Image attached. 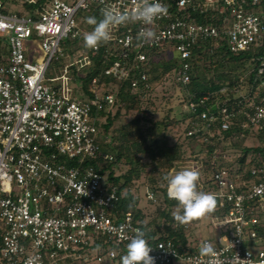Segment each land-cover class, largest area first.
<instances>
[{
    "label": "built area",
    "instance_id": "obj_1",
    "mask_svg": "<svg viewBox=\"0 0 264 264\" xmlns=\"http://www.w3.org/2000/svg\"><path fill=\"white\" fill-rule=\"evenodd\" d=\"M17 1L27 7L16 6ZM197 2L204 10L219 3L211 8L222 15L217 23L195 19ZM91 4L110 18L97 31L84 30L76 19ZM263 4L0 0V264H264V246H255L264 243L257 231L264 227V159L241 184L218 165L205 177L211 188L198 183L199 189H180L176 181L169 182L166 194L182 202V209H198L208 197L217 199L216 208L222 211L211 217L217 236L199 239L194 247L187 242L186 248L168 238L148 242L139 222L117 207L120 183L108 182L91 163L112 158L102 152L98 133L100 113L114 110L117 84L100 83L94 76L85 92L78 71L102 50L107 65L101 75L124 80L148 61L140 49L170 47L181 60L173 82L185 87L194 44L210 39L216 47L240 52L264 43ZM30 47L39 54L34 57ZM61 60L56 74L47 77L50 65ZM259 60L251 69L252 82L238 91L233 107L224 104L216 114L202 111L200 117L221 119L223 130L231 118L241 120L264 145V58ZM131 85L137 87L135 79ZM186 105L194 112L197 103ZM189 162L190 173L179 171L197 180L201 163Z\"/></svg>",
    "mask_w": 264,
    "mask_h": 264
},
{
    "label": "trees",
    "instance_id": "obj_2",
    "mask_svg": "<svg viewBox=\"0 0 264 264\" xmlns=\"http://www.w3.org/2000/svg\"><path fill=\"white\" fill-rule=\"evenodd\" d=\"M81 13L90 18L89 23L84 19L82 23L93 31L99 30L110 20L109 16H106L101 7L96 4H91ZM192 13L200 23H217L218 17L222 16L210 7L206 10L202 9L200 2L195 3V10ZM139 51L144 52L149 59L146 63H139V68L132 70L127 79L114 80L101 75L103 68L107 65L101 58L102 50L98 51L93 62L86 67L85 74L79 77L85 92H88L94 76L99 77L100 83L114 81L117 84L114 112L109 110L100 113L104 116V120L99 125L98 133L102 152L109 154L112 158L91 163L99 168L100 173L106 175L108 182L120 183L118 192L119 196L121 193L122 195L117 207L121 211H129L139 222L143 238L148 242H152L154 237L168 238L178 243L181 248H186L188 240L184 226L188 217L191 215L194 217L202 209H207L210 213H218V215L222 210L217 208L218 211H214L217 199L208 197L205 204L198 209L178 208L179 211L175 212L170 201L175 199L166 194V186L169 182L174 180L181 188H185L188 187L187 181L190 179V187L195 189H199L198 183L211 188V182L203 180V177H198L197 180L189 177L174 179L170 172L179 171V164L196 160L201 163L198 176L203 173L206 177L218 165L227 171L231 180L241 184L243 180L251 176V168L258 166L264 159V145L260 140L258 142L253 140L252 145L246 144L247 136L253 137L254 133L242 127L241 120L237 122L231 118L229 128L223 130L220 128L221 119L209 122L200 117L202 111L216 114L217 109L224 104L233 107L232 103L235 99L237 100L235 97L238 91L245 90L252 82L254 77L252 70L259 65V58H264V43L240 52H231L222 44L216 47L214 41L210 39L194 44L189 58L190 81L185 87L180 88L186 93L181 97L179 104H186L193 100L197 103L195 111H185L180 118H177L170 115L172 107H169L166 119L159 122L151 118L152 111L147 106L143 108V105L149 102L151 93L167 79H171L174 84L173 71L180 66L181 60L170 47ZM143 74L145 79H142ZM132 79L137 82L136 88L131 85ZM222 87H226V92H220ZM204 95H208L207 99L199 102L198 100ZM213 105L216 109H212ZM123 114L125 116L131 114L128 121L123 122ZM143 121L149 123L148 127L142 126ZM182 122L185 123L182 128L183 140L171 143L169 137L173 135L171 130L177 128ZM158 125L163 127L161 136L155 134V128ZM185 146L189 148L188 155L185 154ZM227 148L235 149L234 160L225 159ZM204 154L205 156H201ZM143 158L146 160L143 161ZM117 161H123L126 165L127 169L124 172H116L118 164H121L116 163ZM147 167L158 174L164 186L157 187L155 177H150V192L158 199L161 198V205L157 206L150 220L145 221L144 213L138 207V199L133 195L130 187ZM257 231L260 236H264V227L258 228Z\"/></svg>",
    "mask_w": 264,
    "mask_h": 264
},
{
    "label": "rangeland",
    "instance_id": "obj_3",
    "mask_svg": "<svg viewBox=\"0 0 264 264\" xmlns=\"http://www.w3.org/2000/svg\"><path fill=\"white\" fill-rule=\"evenodd\" d=\"M68 3H71L72 0H65ZM219 3L215 2L213 4H210L209 7H216ZM16 6L20 7L22 6L23 8H26L27 5L25 3H21L19 1L16 2ZM102 15V13H101ZM76 19H77V23H82V20H88V23L90 22V18L85 17L81 11H79L76 15ZM80 27H82L84 30H88V28L86 27L85 23L82 24ZM31 53L33 54V56H37L39 54V50H37L34 47H30L28 48ZM63 65V61H56L54 63H52L50 65V67L47 70V77H51L54 76L56 74V69H54V67H60ZM75 67L77 68L78 65H75ZM80 74H85L86 71V67H79L78 69ZM181 87L174 85L171 81V79H167L162 85L158 86L150 95V100L147 104L143 105V108H146V106L148 108H150V110L152 111L151 113V118L153 120L156 121H161V120H165L166 119V115L168 113V108H171V112L170 115L172 117H177L180 118L182 116V114L187 111V105L186 104H179V102L181 101V97L185 94V91H182V89H180ZM172 93V94H171ZM77 96H80L79 90H76L75 93ZM75 94H72L73 96H76ZM172 95V96H171ZM76 96V97H77ZM169 97V98H168ZM115 109V108H114ZM112 112H114V110L112 109ZM131 113V112H130ZM134 114V112H133ZM131 117V114H127L126 116L123 114L122 115V120L123 122H126L129 120V118ZM104 120V116L102 118ZM142 126L144 128L148 127L149 123L148 122H141ZM185 123L182 122L177 128H174L173 130H171V133H173V135L169 136L170 137V142H174L176 140H178L179 142L183 140V134H182V128L184 127ZM162 125H158L155 128V134L156 136H161L162 135ZM107 140H109L107 138ZM253 138L251 136H247V140H246V144L248 145H252L253 143ZM185 149V154L188 155L189 154V148L188 146L184 147ZM217 151V150H216ZM226 154H225V159L226 160H234V155L233 152H235L234 148H227L225 150ZM201 156H205L201 155ZM146 158H143V161H145ZM116 163H121L120 165L118 164L117 168H116V172L117 173H122L124 172L127 167L125 164H123V161L120 162H116ZM190 163V162H189ZM179 169L182 170H186L188 171V173H190L189 170V164L184 163V164H179ZM181 171L178 170H173L172 172H170L171 177H174V179L176 178H180V179H186L187 176H184L183 172L181 173ZM150 177H155L156 183L155 185L157 187H162L164 186V183H162L160 181V177L158 176V174L156 172H153L150 167L144 169V171L140 174V178L134 180V185L130 187L131 192L133 193V195L138 199V207H140L144 213V217H145V221L150 220V218L155 214L156 212V208L158 205H161V198L158 199L156 196H154L155 194H153L152 192H150ZM199 177H203V180L205 179V175H203V173H201V176ZM185 181V180H184ZM122 183V180L120 181ZM178 183V182H177ZM190 179L189 181H187L188 187H190ZM179 185V184H178ZM185 187V186H184ZM179 188L181 189V186L179 185ZM148 190V191H147ZM151 195L152 198H149L148 196ZM156 198V200H155ZM172 202V207L173 210L175 212H178V208L180 207V202L179 200H170ZM214 211H218V209L216 208V206H214ZM218 215V213L216 214L215 212L210 213L207 209H202L198 212L197 215H191L190 217H188V220L186 222L185 225H187V228H185L186 230V237L188 242H190L193 247L198 245V240H202L205 238H215L217 236V233L215 232L214 227L212 226L211 223V217ZM261 220L264 222V216L261 217ZM214 234V236H213ZM213 238V239H214ZM255 246H264V243H257L255 244Z\"/></svg>",
    "mask_w": 264,
    "mask_h": 264
},
{
    "label": "water",
    "instance_id": "obj_4",
    "mask_svg": "<svg viewBox=\"0 0 264 264\" xmlns=\"http://www.w3.org/2000/svg\"><path fill=\"white\" fill-rule=\"evenodd\" d=\"M214 108V107H213Z\"/></svg>",
    "mask_w": 264,
    "mask_h": 264
}]
</instances>
